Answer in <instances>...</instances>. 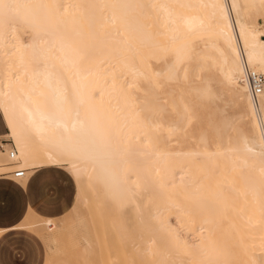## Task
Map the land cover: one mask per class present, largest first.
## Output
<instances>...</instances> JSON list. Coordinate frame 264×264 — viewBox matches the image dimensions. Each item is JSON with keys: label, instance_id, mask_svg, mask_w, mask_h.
Wrapping results in <instances>:
<instances>
[{"label": "bare ground", "instance_id": "1", "mask_svg": "<svg viewBox=\"0 0 264 264\" xmlns=\"http://www.w3.org/2000/svg\"><path fill=\"white\" fill-rule=\"evenodd\" d=\"M263 5L0 0V177L69 175L80 264H264Z\"/></svg>", "mask_w": 264, "mask_h": 264}, {"label": "rangeland", "instance_id": "2", "mask_svg": "<svg viewBox=\"0 0 264 264\" xmlns=\"http://www.w3.org/2000/svg\"><path fill=\"white\" fill-rule=\"evenodd\" d=\"M249 8L250 14H252L250 22L255 26L264 28V5L259 7L262 8L261 10L259 8L253 9L256 12L259 10L257 13L251 7ZM232 110L233 108L226 107L227 114H231ZM236 123L237 121L234 124ZM0 132L2 133L0 136V151L13 150L12 143L5 137L7 130L1 114ZM6 156L4 159L8 160L7 162L10 161L9 163H13V160ZM39 177L41 184L52 183V200H42L39 206L42 207V212L57 216L68 205L72 204L75 192L73 181L64 170L57 167L43 169L41 174L39 173ZM74 224L69 207L57 217L43 216L29 207L25 216L17 225L9 230H0V238L8 232L20 231L8 233L0 240V263L80 264L84 261L88 250H82V247L80 250H75L76 240L82 246L81 236H78V234L82 235L83 233L80 227V230L77 227L74 230ZM76 231L78 232L76 233ZM18 252L21 253L20 257H17Z\"/></svg>", "mask_w": 264, "mask_h": 264}, {"label": "crops", "instance_id": "3", "mask_svg": "<svg viewBox=\"0 0 264 264\" xmlns=\"http://www.w3.org/2000/svg\"><path fill=\"white\" fill-rule=\"evenodd\" d=\"M1 135L2 133L0 132V136ZM41 171L42 170L30 176L25 187L15 180L12 181L10 178L0 177V230H9L17 225L27 213L29 207L43 216L57 217L70 206L68 205V207L57 216L42 212V207L39 206L41 201L52 200V183L41 184V182H39V173ZM13 232L20 231L8 233ZM20 256L21 253L17 254V257Z\"/></svg>", "mask_w": 264, "mask_h": 264}, {"label": "built area", "instance_id": "4", "mask_svg": "<svg viewBox=\"0 0 264 264\" xmlns=\"http://www.w3.org/2000/svg\"><path fill=\"white\" fill-rule=\"evenodd\" d=\"M242 66H243V80L247 84L250 100L254 106H257L259 103V96L263 92L264 88V75L251 69L247 62L242 59ZM1 148V144H0ZM16 156V152L12 150L10 152V158H14ZM13 180H22L26 178L25 170H14Z\"/></svg>", "mask_w": 264, "mask_h": 264}]
</instances>
